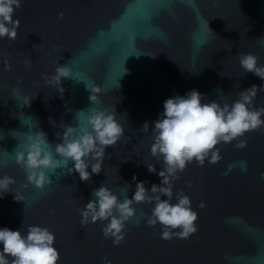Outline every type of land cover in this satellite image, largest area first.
<instances>
[{
    "label": "water",
    "instance_id": "1",
    "mask_svg": "<svg viewBox=\"0 0 264 264\" xmlns=\"http://www.w3.org/2000/svg\"><path fill=\"white\" fill-rule=\"evenodd\" d=\"M15 17V39L0 37V176L15 178L11 189L24 201L11 191L0 198V227L47 226L58 264H103L105 256L112 264H264V128L218 144V161L193 159L179 172L172 202L183 190L198 213V231L189 239H162L159 223H145L154 202L134 203L119 245L104 238L99 220L82 226L77 210L101 183L120 199L135 191L133 174L146 187L160 183L143 161L161 167L149 151L151 123L167 97L196 88L205 94L202 102L231 103L240 90L262 83L241 67L239 53L252 52L264 64V0H23ZM58 64L71 73L61 84L49 83ZM23 96L34 98L24 105ZM253 105H264V91ZM91 107L115 109L124 127L106 147L101 172L81 180L61 166L64 174L57 167L52 185L27 184L14 159L19 141L43 130L54 149L56 132Z\"/></svg>",
    "mask_w": 264,
    "mask_h": 264
},
{
    "label": "clouds",
    "instance_id": "2",
    "mask_svg": "<svg viewBox=\"0 0 264 264\" xmlns=\"http://www.w3.org/2000/svg\"><path fill=\"white\" fill-rule=\"evenodd\" d=\"M22 2L0 0V37L15 39L20 21L19 17L14 18V13ZM59 15L62 17L63 12ZM239 63L245 72L253 73L262 83L240 90L238 98L231 103L221 104L215 99L202 102L205 94L196 88L167 97L163 101V110L151 123L153 142L149 151L161 161V167L157 171L154 164L143 161L150 172H157L160 183L146 187L145 181L138 180L133 174L135 191L131 196L125 194L123 199L101 183L93 190L92 198L77 209L82 226L99 220L104 238H111L114 245H119L129 231L126 222L135 214L134 203L147 201L154 202V205L145 223L149 226L159 223L162 239H189L198 231V213L192 208L190 197L180 190L176 194V202H172L173 183L179 172L193 159L201 165L206 158L210 162L218 161L221 159L218 144L244 137L250 130L264 128V105H253L258 91H264V64H259L258 57L252 52L239 53ZM70 73L67 64H58L48 82L61 84V78L68 77ZM87 87L96 93L101 91L97 85ZM13 92L17 99L21 98L17 89ZM32 98L23 96L24 105L30 104ZM90 99L96 101L98 97L91 95ZM80 113L83 110L77 111ZM116 113L115 109L89 108L77 124H64V131L56 132L60 140L54 149L43 130L29 133L14 149L15 162L24 168L27 184L36 188L52 185L51 174L61 166H66L68 173L77 172L81 180L100 173L106 147L115 145L124 134ZM148 124L146 121L143 125ZM246 142V138L239 139L236 146L243 147ZM60 174H64L63 167ZM260 177L264 179V172ZM14 183V177L0 176V198L6 192H14L11 189ZM14 193L15 200L24 201L21 193ZM198 206L203 208L206 205L201 201ZM22 227L23 221L18 228L0 227V264H58L60 253L55 247V234L47 226L39 224H29L25 232L21 231ZM103 264H112V261L105 256Z\"/></svg>",
    "mask_w": 264,
    "mask_h": 264
}]
</instances>
